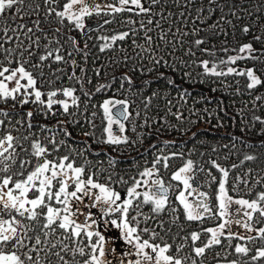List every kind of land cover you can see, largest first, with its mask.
<instances>
[{
    "label": "trees",
    "instance_id": "16d2710c",
    "mask_svg": "<svg viewBox=\"0 0 264 264\" xmlns=\"http://www.w3.org/2000/svg\"><path fill=\"white\" fill-rule=\"evenodd\" d=\"M2 1L0 73L24 71L38 99L24 91L0 95V137L11 138L0 152V181L22 175L14 171L15 155L25 148L24 169L36 140L46 156L64 155L109 187L124 188L155 169L169 191L166 205L157 211L138 196L129 207L131 224L150 243L170 245L169 253L173 232L175 253L189 264L196 262L191 225L178 202L171 206L183 188L175 179L180 168L192 166L213 214L222 181L232 200L264 199V0H140L131 12L86 16L84 23L108 20L86 34L64 14L72 0ZM99 34L114 42L105 46ZM110 100L127 110L119 143L105 141L102 105ZM255 219L262 224L259 213ZM37 226L29 242L17 247L15 235L5 252L26 264H88L94 237L58 222ZM235 240H228L227 257L264 264V232L245 240L241 254Z\"/></svg>",
    "mask_w": 264,
    "mask_h": 264
},
{
    "label": "rangeland",
    "instance_id": "374dc122",
    "mask_svg": "<svg viewBox=\"0 0 264 264\" xmlns=\"http://www.w3.org/2000/svg\"><path fill=\"white\" fill-rule=\"evenodd\" d=\"M4 5L5 2L0 0V11ZM140 6V0H72L65 5L64 14L82 33L86 34L94 32L103 23L108 22L105 20L84 23L86 16L97 12L110 14L120 10L131 12ZM94 24L99 25L84 32L87 26ZM99 35L107 40L105 46L114 42V36L108 38ZM17 91H24L26 97L38 99L33 81L24 71L4 70L0 73V95H12ZM68 102L64 101L61 104L64 106ZM119 106L123 107L125 113L123 121L112 113ZM102 108L105 110L106 119L105 141L122 142L123 123L127 117L125 104L110 100L104 103ZM9 145L11 138L0 137V152L3 147L8 150ZM30 151L24 169L22 167L25 148L19 156L15 155L14 171L22 175L11 179L3 177L0 181V264H26L24 258L17 256L19 254L5 252L4 247L8 244L6 242L12 241L17 235L14 244L19 247L21 243L29 242L30 237L37 235L36 225L39 231L40 227L47 228L53 222H58L71 233L83 231L87 236L94 237L89 245L88 264L191 263V258L185 259L183 253L177 255L179 241H174L173 232L172 240L175 245L173 249L177 253L171 252L172 256H169L170 245L150 243L149 240L144 239L146 234L141 238L131 224L135 217L130 219L129 214L133 211L131 212L129 207L138 196H141L144 202L152 204L157 211L162 210L166 205L169 191L156 176L155 169L143 170L131 185L118 189L87 178L82 169L72 161L68 163L64 155L57 159L46 156L50 152L40 140L31 144ZM192 170V166L189 165L180 168L175 174V179L181 181L183 188L181 187V191L175 196V202L172 205V201L168 202V205L178 208V202L185 219L189 220L191 242H193L189 245L196 255V260L202 253L208 258L219 257L222 254L216 252L223 250L224 262L217 264H239L236 259L227 257L228 240L233 243L232 238L236 239L234 250L241 254L244 249L242 243L245 240L264 232V199L260 197L251 203L232 200L227 195L222 181L218 185L214 199L217 213L213 214L207 195L198 190L199 185H192V181H196L191 177ZM156 188H166L167 196L158 195L154 191ZM255 213H259L262 224L255 223L257 221ZM32 220L42 221L34 223ZM27 222L32 224L26 225ZM202 227L205 229L203 235L199 237L197 231ZM38 243V241L32 243L33 252L40 249L36 248ZM210 248H214V251L208 252ZM133 255L134 257L131 258ZM80 256H83L81 251ZM258 256H261L260 252Z\"/></svg>",
    "mask_w": 264,
    "mask_h": 264
},
{
    "label": "water",
    "instance_id": "95a60500",
    "mask_svg": "<svg viewBox=\"0 0 264 264\" xmlns=\"http://www.w3.org/2000/svg\"><path fill=\"white\" fill-rule=\"evenodd\" d=\"M99 24H94L91 26H87L84 30V32L88 31L89 29H92L93 27H98ZM112 113L120 120L123 121L124 117H125V113L123 112V107L119 106L117 108H115ZM196 169V168H195ZM192 185L197 186L198 183L197 181H192ZM155 192H157L158 195L161 196H167V190L166 188H156L154 190Z\"/></svg>",
    "mask_w": 264,
    "mask_h": 264
},
{
    "label": "flooded vegetation",
    "instance_id": "af4514ba",
    "mask_svg": "<svg viewBox=\"0 0 264 264\" xmlns=\"http://www.w3.org/2000/svg\"><path fill=\"white\" fill-rule=\"evenodd\" d=\"M210 202V201H208ZM33 221V220H32ZM193 243V242H191ZM171 252H175L174 249L171 250ZM169 256H172L171 253L168 252ZM192 257L193 259H195V263L194 264H217V263H223V255H220L219 257H213V258H208V256L204 253H202V255H200V257L198 258V260H196V255L194 254L193 250H192ZM226 261V260H225Z\"/></svg>",
    "mask_w": 264,
    "mask_h": 264
}]
</instances>
